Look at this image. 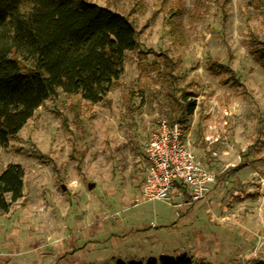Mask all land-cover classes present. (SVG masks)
Wrapping results in <instances>:
<instances>
[{"label": "rangeland", "instance_id": "rangeland-1", "mask_svg": "<svg viewBox=\"0 0 264 264\" xmlns=\"http://www.w3.org/2000/svg\"><path fill=\"white\" fill-rule=\"evenodd\" d=\"M90 1L128 15L141 47L128 53L105 101L59 91L0 150V174L12 163L25 169L24 198L8 212L14 228L1 238L9 255L0 264L146 263L184 253L202 264L264 260V66L257 59L264 53V0ZM140 50L168 52L177 78L162 81L150 65L159 57ZM190 93L197 107L181 122L185 140L216 183L211 204L187 212V227L200 233L176 242L174 207L135 200L158 120L178 118ZM195 215L202 223H193ZM214 232L229 243L224 256L216 257Z\"/></svg>", "mask_w": 264, "mask_h": 264}, {"label": "trees", "instance_id": "trees-1", "mask_svg": "<svg viewBox=\"0 0 264 264\" xmlns=\"http://www.w3.org/2000/svg\"><path fill=\"white\" fill-rule=\"evenodd\" d=\"M140 47L139 31L128 15L90 0H0V150L59 91L91 104L105 101L124 75L128 53ZM147 53L159 57L150 65L171 84L178 63L166 51L140 50L141 55ZM257 59L264 66L263 51ZM189 96L194 94L184 95L187 102L178 104V118L170 121L181 123L184 116L194 114L197 102ZM177 187L183 186L177 183ZM24 191V167L7 165L0 174V211L8 213ZM115 264L202 263L184 253L174 259L160 257L146 263L119 259Z\"/></svg>", "mask_w": 264, "mask_h": 264}, {"label": "built area", "instance_id": "built-area-1", "mask_svg": "<svg viewBox=\"0 0 264 264\" xmlns=\"http://www.w3.org/2000/svg\"><path fill=\"white\" fill-rule=\"evenodd\" d=\"M145 156L144 182L136 204L160 200L175 205L173 192L177 183L188 190L189 206L211 204L209 197L216 176L191 149L180 122L159 119L145 146Z\"/></svg>", "mask_w": 264, "mask_h": 264}, {"label": "crops", "instance_id": "crops-1", "mask_svg": "<svg viewBox=\"0 0 264 264\" xmlns=\"http://www.w3.org/2000/svg\"><path fill=\"white\" fill-rule=\"evenodd\" d=\"M214 186H215V184H214ZM214 186H213V189H212V194L214 193ZM176 188H179V187H176ZM182 188H184V187H182ZM232 188H233V191H237L236 186H234ZM232 188H230V189H232ZM24 193H25V191H24ZM179 196H181V197H179ZM178 198H180V199H178ZM189 198H190V196H189L188 190L187 189L184 190V189H181V188H179V195L177 197L174 196V199H176L175 202H178V203H175V205H172L174 207V210H175V215L173 217L172 222H170V223L174 224L173 227L176 229V233H177L176 234V237H177L176 238V242L177 241L183 242V239H185L188 236H190L192 234L191 232H193V231L197 232V234H198V232L200 233V231L197 229V227L195 225L187 227L188 223H189L188 222L187 212H190L189 211L190 210L189 209V205L187 204V201L189 200ZM198 206L199 205H197V207ZM197 210H199V208H197L196 211ZM219 210H220L219 212L221 213V217H223L225 215H228L227 213L223 212L221 209H219ZM10 216H11L10 213H3V212L0 211V261L5 259V257H4L5 255H9L7 252L3 251L2 248H1L2 246L4 248V245H6V243L8 244V240L7 241H1V238H3L2 236H5V237L8 238V236L11 234V232H12V230L14 228L12 226L13 223H11L12 220H10ZM202 220L203 219H201V218L199 219L198 216L195 215L194 218H193V223H197L198 221L200 223H202ZM218 225H220V224H217L216 228H219ZM223 229L230 230V228L228 226H224ZM212 234H214L215 236L218 237V247L219 248H218V251H217L218 254L216 255V257L224 256L226 254L225 249L229 248V243L228 244L226 243V245H225V242L223 241L221 235L218 232L217 233L214 232ZM231 234L232 233L230 232V235ZM235 244L236 243H235V241L233 239L232 240L233 247L235 246Z\"/></svg>", "mask_w": 264, "mask_h": 264}, {"label": "water", "instance_id": "water-1", "mask_svg": "<svg viewBox=\"0 0 264 264\" xmlns=\"http://www.w3.org/2000/svg\"><path fill=\"white\" fill-rule=\"evenodd\" d=\"M94 186V183H90L89 184V189H92V187ZM63 189L65 190L66 189V187L65 186H63Z\"/></svg>", "mask_w": 264, "mask_h": 264}]
</instances>
